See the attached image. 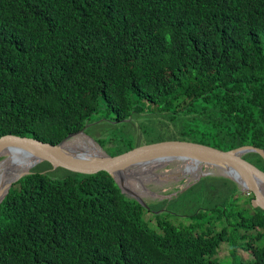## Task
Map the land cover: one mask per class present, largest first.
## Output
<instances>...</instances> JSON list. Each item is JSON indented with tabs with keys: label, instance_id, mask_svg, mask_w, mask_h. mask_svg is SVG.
<instances>
[{
	"label": "trees",
	"instance_id": "1",
	"mask_svg": "<svg viewBox=\"0 0 264 264\" xmlns=\"http://www.w3.org/2000/svg\"><path fill=\"white\" fill-rule=\"evenodd\" d=\"M248 59L255 78L240 84ZM78 131L111 157L169 140L264 148V0H0V137ZM50 167L0 202V264H225L221 242L227 264H264V210L226 177L142 206L105 171Z\"/></svg>",
	"mask_w": 264,
	"mask_h": 264
},
{
	"label": "water",
	"instance_id": "2",
	"mask_svg": "<svg viewBox=\"0 0 264 264\" xmlns=\"http://www.w3.org/2000/svg\"><path fill=\"white\" fill-rule=\"evenodd\" d=\"M78 135L85 136L82 131H78L67 135L56 144H48L31 137L5 135L0 137V157H3L0 161L12 158L17 162L27 158L33 162L31 166L43 161L50 164V169L61 167L69 172L84 175L105 171L125 196L145 206L146 203L139 193L128 186V177L131 174L142 176L144 172L141 169L145 166L151 168L187 159L192 165L200 167L196 179L202 175L210 174L226 177L233 181L239 189L251 193L249 200L251 207H259L264 210V170L242 157L244 153L253 151L264 158V148L262 147L241 144L224 150L212 145L169 140L139 145L130 151L111 157L100 150L101 148L96 143L98 148L96 153L83 149H78L82 151L79 152L72 148H66L65 143L70 142ZM29 172L27 169L19 174V177ZM130 179L136 181L133 178ZM11 185L12 182L0 190V202L9 192ZM183 189L185 187L157 196L168 199ZM150 192L148 188V193Z\"/></svg>",
	"mask_w": 264,
	"mask_h": 264
},
{
	"label": "rangeland",
	"instance_id": "3",
	"mask_svg": "<svg viewBox=\"0 0 264 264\" xmlns=\"http://www.w3.org/2000/svg\"><path fill=\"white\" fill-rule=\"evenodd\" d=\"M138 122H139L138 120L134 121V126L136 128L138 127ZM80 137L84 141V143H86L88 145L94 144L97 147L95 142L88 135H86V136L81 135ZM89 152H93V151H89ZM181 162H184V161H181ZM181 162H170V163H164V164L156 165L155 167H151V169H152L151 171L154 172L156 175L161 176V177L157 178L156 180H155V178L149 179V180H148V177H147V179L145 178L146 180L142 184L138 185V190L141 191L142 187L144 186L145 189H147V190L149 188L152 193L151 192L148 193V192H145V190H143L140 192L139 196L142 197V199L145 200L146 202L147 201L160 200L162 198L157 196V195H165V193L175 192L178 188L187 187L190 183L198 180V179H196V176H189L185 172H183L184 170H182V169L184 168V166H183V168H180ZM176 166H178L179 168H176ZM50 172H52V171H50ZM213 175L214 174H211L210 176H213ZM214 176H216V175H214ZM15 187H19V185H16ZM200 191H202V193H200V195H199ZM235 193H236V195H238V199H237L238 202H241L242 200L246 199L248 196V193L244 190H241V189H238ZM179 195H180V193H179ZM207 195H208L207 191H203L201 189L196 190L194 193H190V195L185 196L186 200H184L182 202V204L192 202L194 200H201L202 201V200L206 199L205 197ZM184 205H186V204H184ZM224 206H226V205H224ZM244 206H246V205L244 204ZM233 208L237 209L238 207L235 205ZM143 218L148 223V225L150 227H153V219H152L151 212L145 211L143 213ZM178 221H181L185 224L189 223V220H184L183 218L178 219L176 221V223ZM215 225H216V230H219V225L217 223ZM258 230L262 231L263 229L259 228ZM253 232H255V231H252V233ZM247 238L244 239V241H246ZM227 249H228V243H226V242L219 243V246L216 250V255H215V257L219 260V262H222L225 264H227L229 262L230 258H228L229 252ZM234 254H235L237 260H239L241 262H244V261L250 259V255L248 254V252L241 249L240 247H237L236 250H234Z\"/></svg>",
	"mask_w": 264,
	"mask_h": 264
},
{
	"label": "bare ground",
	"instance_id": "4",
	"mask_svg": "<svg viewBox=\"0 0 264 264\" xmlns=\"http://www.w3.org/2000/svg\"><path fill=\"white\" fill-rule=\"evenodd\" d=\"M65 147L66 148H72L75 149L76 151L82 152L78 149H83L86 151H93V152H97L98 148L92 144V145H88L86 143H84V141L81 139L80 135L76 136L75 138H72L70 140V142L65 143ZM185 162V163H184ZM184 162H181V167L180 168H184L182 170H184L183 172H185L187 175L189 176H196L199 171H200V167H197L192 165L191 162H189V160L185 159ZM32 161L30 159H21L19 161H17L15 163V161L10 158L8 160H4L3 162H0V190H2L3 187H5L8 183L14 181L19 174H21L23 171L30 169L32 166ZM176 168H179L178 166H176ZM152 169L150 167H143L141 169V171L144 172V174L141 175H137V174H131L128 178V186L131 187L134 191H136L137 193L145 190V192H148L147 189H145V187H142V190H138V185L142 184L148 177L149 179H154L155 180L161 176L156 175L154 172H151L148 174V172H150ZM136 181H133L132 179ZM146 178V179H145ZM142 180H144L142 182Z\"/></svg>",
	"mask_w": 264,
	"mask_h": 264
},
{
	"label": "clouds",
	"instance_id": "5",
	"mask_svg": "<svg viewBox=\"0 0 264 264\" xmlns=\"http://www.w3.org/2000/svg\"><path fill=\"white\" fill-rule=\"evenodd\" d=\"M256 57V60H260V55L259 56H255ZM230 77H232L235 81H237L238 83H240V84H243V83H245L246 81H248V80H250L251 78H255V72H254V70L252 69V64L250 63V59H248V61L246 62H244V63H242L237 69H236V71L234 72V73H232L231 75H230ZM3 159V157H0V160H2ZM0 162H3V161H0ZM16 163V162H15ZM38 164V163H37ZM35 166V165H34ZM33 167V166H32ZM31 167V168H32ZM30 168V169H31ZM30 169H29V171H30ZM31 172V171H30ZM29 172V173H30ZM28 174V173H27ZM24 176H26V174L25 175H22L21 177H19V179L18 180H14V181H12V185L10 186V188H9V192H10V190H11V188H19V187H15L16 185H19L20 186V183H19V180L21 179V178H23ZM8 192V193H9ZM8 193H7V195L6 196H8ZM6 196H5V198H6ZM4 198V199H5ZM3 199V200H4ZM2 200V201H3ZM145 201V200H144Z\"/></svg>",
	"mask_w": 264,
	"mask_h": 264
}]
</instances>
